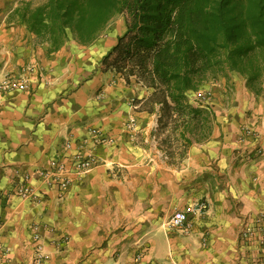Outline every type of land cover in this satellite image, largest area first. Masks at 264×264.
Masks as SVG:
<instances>
[{
  "label": "crops",
  "instance_id": "0c3cea01",
  "mask_svg": "<svg viewBox=\"0 0 264 264\" xmlns=\"http://www.w3.org/2000/svg\"><path fill=\"white\" fill-rule=\"evenodd\" d=\"M13 2L0 0V47L19 36L20 25L6 21L19 4ZM115 43L104 47L97 40L73 56L65 43L46 67L26 59L41 68L43 79L33 80L29 92L0 97V243L11 262L33 264L28 240L35 230L46 256L41 264H246L240 231L264 212V157L254 152L256 146L264 151L262 104L252 106L248 119L243 106H204L209 129L181 150L176 168L160 147L168 130L161 133L158 106L144 105L150 89L118 78L110 85L103 76L84 78ZM0 55L7 62L16 58L13 50ZM243 125L257 138L240 136ZM93 129L111 144L96 148L98 163L73 178L64 195L35 176L36 201L14 193L12 170L47 166L66 140ZM202 199L207 209L191 229L164 227L175 210Z\"/></svg>",
  "mask_w": 264,
  "mask_h": 264
},
{
  "label": "trees",
  "instance_id": "16d2710c",
  "mask_svg": "<svg viewBox=\"0 0 264 264\" xmlns=\"http://www.w3.org/2000/svg\"><path fill=\"white\" fill-rule=\"evenodd\" d=\"M118 15L125 30L100 63L151 90L144 104L158 106L161 128L172 124L182 151L209 129L204 105L188 93L227 72L264 93V0L23 1L9 14L48 54L69 40L92 45Z\"/></svg>",
  "mask_w": 264,
  "mask_h": 264
},
{
  "label": "built area",
  "instance_id": "2783aa9c",
  "mask_svg": "<svg viewBox=\"0 0 264 264\" xmlns=\"http://www.w3.org/2000/svg\"><path fill=\"white\" fill-rule=\"evenodd\" d=\"M41 71L35 62H30L22 68L21 72L0 80V97L12 91L29 92L33 80L35 82L43 79ZM192 101L197 105L203 103L199 96L193 97ZM129 123L133 124L134 120L131 118ZM241 135L245 139L248 137L257 138L256 132L246 126L241 128ZM111 141L110 136L96 129L91 130L85 137L69 138L60 149V153L55 158L50 159L47 166L36 167L31 171L12 170L14 193L21 198L36 201L40 194L31 184V179L35 176L46 188H55L59 196L64 195L73 182V178H80L98 163L94 153L96 148L110 145ZM254 152L264 157V151L260 146H256ZM206 209L205 201H197L186 209H177L169 218L167 225L180 231H188L192 228L195 220L203 216ZM252 221V224H245L239 234L240 238L243 239L244 251L242 254L246 255L245 252L248 254L249 258L246 260V264H264V212L259 213ZM63 243H66L65 239L59 240L56 248H61ZM28 245L31 249V262L41 264L46 256L39 241V235L35 230L30 232ZM8 255L9 249L0 243V260H3L5 264H13ZM135 259L138 263L140 257L136 256Z\"/></svg>",
  "mask_w": 264,
  "mask_h": 264
},
{
  "label": "rangeland",
  "instance_id": "374dc122",
  "mask_svg": "<svg viewBox=\"0 0 264 264\" xmlns=\"http://www.w3.org/2000/svg\"><path fill=\"white\" fill-rule=\"evenodd\" d=\"M16 0H14L15 2ZM23 1H30L32 5L40 4L43 0H18V3L20 4ZM13 2V3H14ZM10 14V13H9ZM7 16L6 21L12 20L11 16ZM8 23V22H6ZM125 30V19L124 16L118 15L115 16L107 25L104 33L102 36L97 39L98 42H101L102 45L107 47V44H109L110 39L117 40V37L121 35ZM19 36L16 40H13L9 48H5V46L0 47V54L2 52L9 50H13V55L16 57L13 61V58L7 62L5 57H1L0 55V80L7 79L11 75H16L17 73L21 72L22 68L29 62H26V59L35 58L38 59L39 62L46 67V63L50 56H55L59 54V51L54 52L52 54L47 53V44L41 42L40 40L32 39L27 32V30L20 25L19 27ZM96 40V41H97ZM102 46V47H103ZM68 47V54L75 55L79 51H86L89 50L88 47L81 48L78 46V44L73 41L69 40L66 42L64 49ZM5 50H4V49ZM18 48H20L18 50ZM111 48V47H110ZM109 48V49H110ZM6 55V54H5ZM102 58V57H101ZM100 60L97 59L93 63V69L92 70H86L89 71V73H86L84 78H90L92 79L95 76H103L105 78V82L107 85H110L114 81V79H123V77L120 74H116L114 71H105L104 67L101 65ZM84 69V67L82 68ZM91 71V72H90ZM111 78V79H108ZM124 80V79H123ZM135 78L132 77L130 79V83L134 82ZM82 80L78 81V86L82 84ZM205 87H200L199 90L196 92H190L188 93V98L191 103L194 105H197L195 102L192 101L193 97H198L203 100V105L206 108L210 109V106H213V104H222L224 106H232L236 108H240L243 106L244 113H245V119H248L251 117V113L253 112V108L256 104L263 106V114L264 115V93L260 95H256L251 91L245 84V78L241 76L240 74L236 72H227L224 75L216 76V78H211L210 82L205 84ZM93 92H102V87L94 90ZM201 96V97H200ZM218 97V98H216ZM200 103V102H199ZM147 105L148 104H144ZM250 127L247 125H243L242 127ZM172 124H170L169 128H162L161 133H164L165 130H168V133L164 135L163 139L164 142L161 144V149L164 151L166 160H172L175 164L174 166L179 168L181 166V162L177 160L180 156L181 152V146H178V141H176L173 137V134L171 132ZM255 131V130H254ZM166 136V137H165ZM242 136V135H240ZM168 152L172 155L171 157L168 156ZM205 180H210L209 178H206ZM198 201H205L206 205L208 204L206 200H198ZM192 205H189L187 207H184L182 209H186ZM169 221V220H168ZM164 227L167 228V223L164 224Z\"/></svg>",
  "mask_w": 264,
  "mask_h": 264
}]
</instances>
